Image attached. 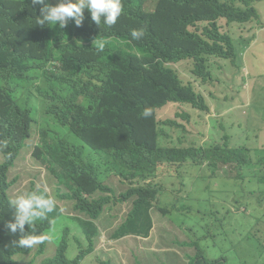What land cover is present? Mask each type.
Segmentation results:
<instances>
[{
  "label": "trees",
  "instance_id": "obj_1",
  "mask_svg": "<svg viewBox=\"0 0 264 264\" xmlns=\"http://www.w3.org/2000/svg\"><path fill=\"white\" fill-rule=\"evenodd\" d=\"M257 1L163 0L162 6L159 0L156 14L149 15L145 0H121L122 14L110 28L96 25L85 10L82 26L70 20L61 29L37 25L35 18L42 6L31 0H0V141L6 142L0 164V264H18V254L31 253L34 246L15 245L22 235L44 236L39 254L44 252L56 222L68 215L63 214L59 199L72 202L78 216L70 215V222L61 228L55 255L41 264H82L95 252L101 234L97 221L113 202V189L106 184L111 176L130 185L117 198L121 203L132 200L125 221L113 234V239L121 240L167 233L156 227L154 218L156 212L163 214L158 208L163 195L159 196L161 189L152 181L161 166L191 161L212 167L237 164L264 169L263 149L256 151V158L252 149L232 148L229 143L182 147L181 138L172 150L158 149L157 123L142 116L147 107L175 104L184 111L182 118L178 116L185 123L178 128H184L190 124V112L210 114L208 100L197 92L195 83L210 80L212 64L220 60L240 68L233 39L222 32L221 21L228 26L259 21ZM45 2L55 6L62 0ZM134 29H142L143 36L133 39ZM183 62L191 63L196 78L188 83L166 67ZM34 122L39 125L40 138L33 156L56 180L59 199L47 192L55 200V210L37 220L32 229L26 225L25 233L13 234L5 227L14 211L9 172L31 136ZM256 181L264 186V177ZM259 200L264 206V192ZM72 233L84 236L87 248L77 239L80 252L70 260L67 252ZM230 234L235 240L236 233ZM202 239L193 242L198 253L190 264H223L206 259L203 248L207 245L201 244ZM173 243L181 244L177 235ZM242 246L252 264H264V234L247 232ZM231 248L236 250L239 244Z\"/></svg>",
  "mask_w": 264,
  "mask_h": 264
},
{
  "label": "rangeland",
  "instance_id": "obj_2",
  "mask_svg": "<svg viewBox=\"0 0 264 264\" xmlns=\"http://www.w3.org/2000/svg\"><path fill=\"white\" fill-rule=\"evenodd\" d=\"M157 1L148 0L145 4L146 11L153 12ZM159 5L163 6V0H160ZM257 10L260 17L257 22L243 26H228L226 21L221 23L222 32L233 39L236 65L241 69H234L236 66L230 61L220 60L212 64L214 69L211 70L210 80L195 83L197 92L205 96L213 111L191 119L188 134L182 128H168L174 138L184 134L187 146H224L229 143L232 148L252 149L254 155L257 150L264 149V0H259ZM171 67L184 82L193 80L191 63ZM175 108L177 109L164 114L160 121L165 122L169 118L176 120L177 113L182 118L181 112L184 111ZM181 118L177 122L185 124ZM31 126V136L9 172L12 184L9 195L12 200L18 195L40 189H46L57 197L56 180L33 156L34 149L39 144L40 132L37 123L34 122ZM174 144L168 141V145ZM85 152L90 154L88 148ZM3 161L4 157L0 155V164ZM192 166L168 165L154 175L152 181L160 183L159 196L163 195L158 200V208L163 214L154 213L155 225L162 227L167 233L160 234L157 231L149 238L113 239L115 230L131 210L132 200L124 203L117 201L120 195L128 191L129 186L119 177L111 176L106 184L113 189V202L105 207L101 219L97 221L101 234L96 239L95 252L86 257L82 264H190L198 253L193 242H199L201 238H204L201 244L207 245L203 251L208 261L224 258L229 264H244L247 255L241 242L246 240L247 232L259 231L260 235L264 234V222L261 221L264 206L260 205L259 200L264 186L256 181L257 178L264 177V169L256 170L259 174L251 179L254 174L251 168L237 169V165L219 164L220 173L226 175L218 176L194 175L199 167ZM172 174L173 177L163 178ZM59 201L63 214L68 215L56 222L44 252L39 254L40 244H37L29 255L16 256L18 264H41L44 259L55 255L62 226L70 222V215L78 216L73 210L72 202L66 199ZM247 224L250 225L248 228ZM77 228L81 229L79 225ZM231 232L236 233L235 240L229 238ZM176 235L180 245L173 243ZM77 239L87 248L84 236L72 233L67 252L70 260L75 259L80 252ZM236 244H239V248H231ZM221 245H224L223 248Z\"/></svg>",
  "mask_w": 264,
  "mask_h": 264
},
{
  "label": "clouds",
  "instance_id": "obj_3",
  "mask_svg": "<svg viewBox=\"0 0 264 264\" xmlns=\"http://www.w3.org/2000/svg\"><path fill=\"white\" fill-rule=\"evenodd\" d=\"M31 2L33 5L42 6L40 8V15L35 18L37 25L41 27H44L45 25L48 27L58 25L61 29L65 28L70 20L73 21L77 27L82 26L85 19V10L90 13L91 20L96 25L100 26V24L103 23L105 26L110 28L116 24L123 11L121 0H75V2H73V0H62V2L55 6L46 4L45 0H31ZM131 36L133 39H139L143 36V30L134 29L131 31ZM103 47L104 45L101 43L100 48L103 49ZM151 115L152 110L150 108H146L142 112V116L144 118H148ZM3 146L6 147V142L0 141V155L2 157H4ZM125 183L130 186L128 182L125 181ZM38 191L21 194L16 196L13 200L11 199L12 201L10 202V205L14 210L13 220L5 225L11 233H25L26 225L32 229L37 220L46 219L47 214L55 210V200L47 194V192L49 194L50 192L46 189H44L43 192ZM51 236L52 233L49 237H47V243ZM42 238H44V236L37 237L31 234L22 235L21 238L15 242V245L18 248H32L33 246L42 243ZM40 248L41 244L39 249ZM245 254L247 255V253ZM250 261L251 258L247 255V259L243 262L244 264H252ZM212 262L229 264L227 263V259L224 258Z\"/></svg>",
  "mask_w": 264,
  "mask_h": 264
},
{
  "label": "crops",
  "instance_id": "obj_4",
  "mask_svg": "<svg viewBox=\"0 0 264 264\" xmlns=\"http://www.w3.org/2000/svg\"><path fill=\"white\" fill-rule=\"evenodd\" d=\"M147 1L148 0H145V4L147 3ZM158 2H159V0L157 1V5H158ZM258 3H259V0L256 3V8H257V4ZM157 5H156V8H155V10L153 12L149 13V12L146 11V9H145V12L147 14H149V15L156 14V12H157ZM223 22H224V20L221 21V23H223ZM183 63H180L178 65H183ZM166 67L170 69L171 66H170V64H168V65H166ZM239 69H241V68H239ZM191 78L193 80L196 79L195 77H193L192 73H191ZM175 107H180V106L175 105V104H166V105H164V106H162L160 108L147 107V108H150L152 110V115L150 117H148V118L154 119L155 122L157 123L156 132L158 133V136L156 138L155 143H156V147L158 149H161V150H172L174 146L178 145V139L179 138L182 139V144H181L182 147H190V146H187L185 144L186 136L184 134L181 137L174 138V137L171 136L170 131L168 129V128H178V124L179 123L177 122V120L179 119L178 116H180V113H177L176 114V116H177L176 117V120H173L172 118H169L170 120H168V121H165V122H161L160 121L164 114H167L170 111H172L174 109H177ZM210 109H211L210 113H212V111H213L212 110V106L210 107ZM201 114H203V113H200V112H196V113L195 112H190L188 114V116H190L191 119H193L195 116H199ZM181 116H182V114H181ZM213 116H216V115H213ZM170 123H173L174 125L172 126V125H170ZM180 125H182V124H180ZM188 126H189V124H186L184 126V128H182V131L184 133H186V134H188V132H189ZM169 140L172 141V142H174L175 144L174 145H168V141ZM255 157L257 158V155ZM185 164H190L191 167H193L192 165H195V166L199 167V170H195L194 169L195 170L194 175L195 174H200V175L213 174V175H218V176H224V175H226L225 173H220V169H218V165L219 164H217L216 166H213V167L210 166L209 163H205V164H202V165H196V164H194L191 161L190 162H187ZM233 165H237V164H233ZM228 166H232V165H228ZM163 167H165V165L162 166L161 168H163ZM240 167L251 168V167H248V166H239V165H237V169L240 168ZM251 169L254 171V174L251 177V179H252V178H255L259 174V172H257L256 170L261 169V167L251 168ZM172 175H165L163 178H168V177H170ZM156 184L157 185H160V183H156Z\"/></svg>",
  "mask_w": 264,
  "mask_h": 264
}]
</instances>
